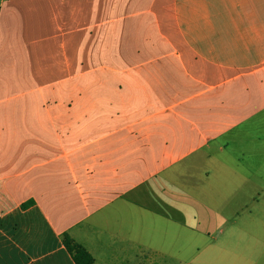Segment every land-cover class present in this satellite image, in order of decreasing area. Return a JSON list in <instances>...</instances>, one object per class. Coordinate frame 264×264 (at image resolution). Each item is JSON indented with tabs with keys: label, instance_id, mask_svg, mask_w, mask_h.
<instances>
[{
	"label": "crops",
	"instance_id": "crops-1",
	"mask_svg": "<svg viewBox=\"0 0 264 264\" xmlns=\"http://www.w3.org/2000/svg\"><path fill=\"white\" fill-rule=\"evenodd\" d=\"M255 190L264 0H0V264H157L208 200L264 264Z\"/></svg>",
	"mask_w": 264,
	"mask_h": 264
},
{
	"label": "rangeland",
	"instance_id": "rangeland-1",
	"mask_svg": "<svg viewBox=\"0 0 264 264\" xmlns=\"http://www.w3.org/2000/svg\"><path fill=\"white\" fill-rule=\"evenodd\" d=\"M254 193L259 203L251 207L253 215L263 217L264 190H255ZM241 195L242 191L239 192V197ZM239 208L241 209V206ZM189 212L191 213L190 210ZM199 217L200 222H195L191 215L186 212L184 219L197 227L200 225V231L196 234L191 233L190 237L175 232L173 244L169 239V243L164 247L169 252L156 254V257L153 255V258L157 260V264H222L216 258V238L219 239V222L215 220L213 200H208L206 208H200ZM263 223L264 220L262 219V221L257 220L255 224L262 225ZM226 224L224 221L223 225L227 226Z\"/></svg>",
	"mask_w": 264,
	"mask_h": 264
},
{
	"label": "trees",
	"instance_id": "trees-1",
	"mask_svg": "<svg viewBox=\"0 0 264 264\" xmlns=\"http://www.w3.org/2000/svg\"><path fill=\"white\" fill-rule=\"evenodd\" d=\"M64 245L72 254L76 264H94V258L81 245L77 244L68 235L64 236Z\"/></svg>",
	"mask_w": 264,
	"mask_h": 264
}]
</instances>
